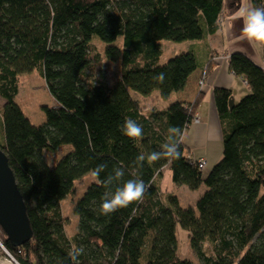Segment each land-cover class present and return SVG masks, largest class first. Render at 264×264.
<instances>
[{"label":"trees","instance_id":"trees-1","mask_svg":"<svg viewBox=\"0 0 264 264\" xmlns=\"http://www.w3.org/2000/svg\"><path fill=\"white\" fill-rule=\"evenodd\" d=\"M248 1L264 7V0ZM223 3L0 0V148L24 199L32 237L13 247L1 233L20 264H72L69 252L79 246L80 264H195L177 254V224L187 231L197 264H264V68L240 51L228 54L229 68L249 92L231 104L232 90L213 88L223 150L207 174L183 140L203 93L147 109L130 94L157 90L167 98L182 89L197 66L195 53L160 62V42L214 33ZM102 58L118 67L109 82L102 78ZM33 69L56 102L43 108L41 125L29 121L14 99L18 76ZM159 73L163 82L155 79ZM127 118L143 127L142 138L122 135ZM171 127L182 132L180 157L146 160L140 167L136 157L160 151ZM101 163L108 165L101 178L92 177L73 204L78 223L68 235L60 202ZM115 167L125 170L119 184L143 179L149 187L142 203L104 216L100 204L107 189L100 180ZM165 167L175 185L197 189L204 183L195 207H181L175 193L162 190Z\"/></svg>","mask_w":264,"mask_h":264},{"label":"crops","instance_id":"crops-1","mask_svg":"<svg viewBox=\"0 0 264 264\" xmlns=\"http://www.w3.org/2000/svg\"><path fill=\"white\" fill-rule=\"evenodd\" d=\"M223 2L222 20L215 32L206 34L203 39L188 42V46L192 47L197 58L196 68L187 77L182 89L173 91L165 98L168 102L174 100L190 102L197 93L200 91L203 93L204 97L195 112L199 114L200 119L197 123L189 124L183 140L189 154L193 158H205L206 166L209 156L214 160L220 158L218 150L222 142L221 124L214 102L213 88L218 86L232 90V99L235 103L249 92L243 79L235 76L229 68L228 54L240 51L259 67L264 58V45L250 44L242 38L243 22L239 18V11L242 7H247L250 1L223 0ZM200 78L204 80L203 85H199Z\"/></svg>","mask_w":264,"mask_h":264},{"label":"rangeland","instance_id":"rangeland-1","mask_svg":"<svg viewBox=\"0 0 264 264\" xmlns=\"http://www.w3.org/2000/svg\"><path fill=\"white\" fill-rule=\"evenodd\" d=\"M93 39H96L94 37ZM100 42V41H99ZM192 42L190 40H182L180 42L168 39H162L161 44V56L160 62L167 61L168 58L172 57L174 54L181 53L183 51L191 50L192 47L188 46L189 43ZM98 50L103 53V44L97 43ZM102 75L103 79L106 82L112 80L113 75L117 72V64L104 60L102 58ZM19 84H18V93L14 97L16 103L20 105L21 110H23L25 116L35 125H41L45 121V106L52 108V106L56 105L55 99L51 97L48 88L45 85V80L43 76H41L40 72L37 69H33L28 73H22L19 76ZM204 80L202 78L199 79V85H203ZM130 94L138 96L139 100H141L142 104L145 105V108H150L153 105H158L159 107H163V105H167L168 100L165 98H161L157 90L151 91L149 95L137 94L133 90L130 91ZM5 102L4 99L0 97V106ZM220 150L218 153L222 154L223 146L222 142L220 145ZM65 148V147H62ZM193 151H196L193 149ZM192 151V152H193ZM198 152V151H197ZM61 155V151L57 152ZM186 153H189L187 150ZM219 156V157H220ZM218 157V156H217ZM220 159V158H219ZM218 159V160H219ZM207 166L203 169V174H207L210 171V168L213 164H215L218 160L213 159L212 156L207 158ZM210 167V168H209ZM92 179V175L86 174L81 178L77 179L75 182L76 188L74 194L67 195V197L60 202V207L62 208L63 214L66 216L67 222L65 225L66 233L69 235L71 232L75 231L76 225L78 223L77 215L74 213L73 204L79 197H81L85 187L88 182ZM161 184L162 190L166 192H173L178 197V203H180L181 207H195L196 200L205 190V185L202 183L197 189H189L184 185H175L173 181H171V171L168 167L163 168V173L161 176ZM150 189V188H149ZM0 228V241L2 242V238H4L1 233ZM175 235L177 236V254L181 258H187L193 261V263L197 264L199 262L198 258L194 254L192 247H190V240L187 231L182 228L181 225L176 226ZM1 247V246H0Z\"/></svg>","mask_w":264,"mask_h":264},{"label":"clouds","instance_id":"clouds-1","mask_svg":"<svg viewBox=\"0 0 264 264\" xmlns=\"http://www.w3.org/2000/svg\"><path fill=\"white\" fill-rule=\"evenodd\" d=\"M239 18L243 22L242 38L250 44L264 45V7H256L249 3L247 7H242L239 11ZM155 79L163 82L164 74L159 73ZM122 135L129 139L136 140L142 138L143 127L134 119L127 118L120 125ZM169 136L167 141L161 146L160 151H152L145 155L140 153L136 161L140 167L144 162L155 163L160 159L167 157L169 159H178L180 157L179 145L182 142V132L178 127L168 129ZM107 163L98 164L91 172L93 178L100 179L101 174L105 172ZM125 175L123 167L113 168L112 173L100 180L103 187L107 189L102 197L100 204V214L110 216L119 209L126 208L133 203H142L144 195L149 185L143 179H128L123 184H119ZM117 185L113 190L112 186ZM84 253L82 246L73 247L69 252L72 264H80L79 257Z\"/></svg>","mask_w":264,"mask_h":264},{"label":"water","instance_id":"water-1","mask_svg":"<svg viewBox=\"0 0 264 264\" xmlns=\"http://www.w3.org/2000/svg\"><path fill=\"white\" fill-rule=\"evenodd\" d=\"M233 104V99H229ZM0 228L12 246H21L32 237L24 199L16 184L7 155L0 148Z\"/></svg>","mask_w":264,"mask_h":264},{"label":"built area","instance_id":"built-area-1","mask_svg":"<svg viewBox=\"0 0 264 264\" xmlns=\"http://www.w3.org/2000/svg\"><path fill=\"white\" fill-rule=\"evenodd\" d=\"M261 66L264 68V58L262 59ZM200 117L196 113L193 117V122L197 123L199 121ZM206 166V159L200 157L198 159V167L204 168ZM0 264H20V262L13 256L9 250L5 247L3 242L0 241Z\"/></svg>","mask_w":264,"mask_h":264}]
</instances>
